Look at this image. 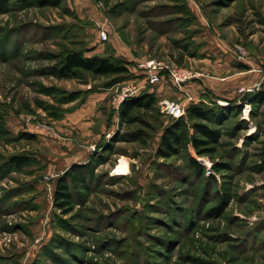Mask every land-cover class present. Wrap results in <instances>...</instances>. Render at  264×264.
Here are the masks:
<instances>
[{"label": "rangeland", "instance_id": "1", "mask_svg": "<svg viewBox=\"0 0 264 264\" xmlns=\"http://www.w3.org/2000/svg\"><path fill=\"white\" fill-rule=\"evenodd\" d=\"M100 1L10 0L0 13V264H264V86L242 106L235 87L248 68L236 45L261 71L249 84L264 82V0ZM72 49L112 55L130 73L53 75ZM147 58L203 73L170 88L186 109L201 100L190 85L232 75L227 98L210 102L218 121L207 124L222 133L210 154L190 145L158 155L173 120L161 98L138 114L149 125L122 119L126 99L156 93L138 69ZM126 87L134 92L122 98ZM140 131V140H122ZM17 155L29 161L4 168ZM123 157L132 171L118 176ZM72 167L89 189L73 185L75 208L64 214L55 192ZM223 197L230 201L216 214Z\"/></svg>", "mask_w": 264, "mask_h": 264}, {"label": "trees", "instance_id": "2", "mask_svg": "<svg viewBox=\"0 0 264 264\" xmlns=\"http://www.w3.org/2000/svg\"><path fill=\"white\" fill-rule=\"evenodd\" d=\"M39 6H60L62 0H33ZM108 1V0H105ZM10 0H0V13L6 10L9 6ZM246 68L245 65H241ZM52 74L59 77L78 78L82 74L90 73L94 77H121L130 73L128 65L122 60L112 55L94 54L92 56L84 55L81 49L67 50L63 53L60 65L53 68ZM264 83L262 84V87ZM259 90V88H258ZM257 90V91H258ZM257 96V95H256ZM256 98V97H255ZM250 101L255 104L260 97ZM215 98L207 99L203 97L200 102L189 105L186 109L185 116L180 118H172V122L164 127L161 131L160 142L158 147V155L163 158H170L177 155L181 150H187L191 145L196 151L198 156L210 154L215 149L209 147L212 144H218L221 141L222 133L219 128L211 127L207 121L216 122L217 110L213 103ZM207 101V102H206ZM159 96L154 92H143L136 98L126 99L121 107L122 119L133 124L143 120L145 125L149 122L144 121L138 116L139 112H145L155 109L158 106ZM238 102V101H236ZM244 103H241L242 106ZM143 131L138 134L126 133L122 140L137 141L143 137ZM27 138L32 139L34 135L26 134ZM192 164L197 171L203 169V164L193 156H190ZM29 159L25 155H17L10 157L8 163L4 165L6 169L20 166L27 163ZM3 165V166H4ZM225 167V165H222ZM81 167H72L65 175L59 179L55 192V205L61 209L62 213L69 214L75 208V197L73 192V185H82L89 189L87 183V176L80 169ZM217 168V165H213ZM226 168V167H225ZM1 178V175H0ZM229 198L223 197L222 204L218 207L216 214L221 212L227 207Z\"/></svg>", "mask_w": 264, "mask_h": 264}, {"label": "built area", "instance_id": "3", "mask_svg": "<svg viewBox=\"0 0 264 264\" xmlns=\"http://www.w3.org/2000/svg\"><path fill=\"white\" fill-rule=\"evenodd\" d=\"M99 6L102 5L100 0H94ZM102 38L107 37L106 31L101 32ZM238 56L241 59L247 58V50L242 45H236V50ZM138 69L141 70L150 85H158L164 80L168 79L176 85H183L189 80L202 75V72H197L190 70L188 68L179 67L165 60L157 58H147L143 59L138 63ZM264 71V70H263ZM255 89V88H248ZM242 88V91L248 90ZM134 90L131 87H126L123 91L122 98H126L133 94ZM207 102V101H206ZM161 111L172 118H180L186 114V105L182 101L175 99H162L160 101Z\"/></svg>", "mask_w": 264, "mask_h": 264}, {"label": "crops", "instance_id": "4", "mask_svg": "<svg viewBox=\"0 0 264 264\" xmlns=\"http://www.w3.org/2000/svg\"><path fill=\"white\" fill-rule=\"evenodd\" d=\"M248 59V60H247ZM249 57L245 59L244 62H246L245 64L248 66L247 69L238 71L235 73V76H237L236 79V86L238 87V89L240 87L242 88H255L256 90L264 83H258V86L256 87V85H250L249 83H252L251 81L254 80V77L256 76L254 74V72H258L260 71V69L254 67V64L249 61ZM216 63H218V61H216ZM214 68H218L219 70H223L222 73L226 72V68H227V64L226 61H224L222 63V61H219L218 64H214L212 65ZM138 70V69H137ZM140 72V71H138ZM261 72V71H260ZM221 75V74H220ZM209 76H207V81H202L204 84H200V85H196L195 83H193L192 85H190V88H192L193 90H196L198 92V99H202L203 97H205V95L207 96V99L210 98H217V99H221V98H227L225 95H222L223 92H225L228 89V83L230 80V77H232V75H221L220 77H217L218 81H213L208 79ZM211 77V76H210ZM175 84L166 79L164 80L162 83L158 84V88L156 89V93L159 96V98L161 99H170L172 98L171 96L174 94L173 92L170 91V88L172 86H174ZM237 89V90H238ZM242 92L239 93L238 97L236 98V101L239 102V98L241 97ZM100 96V95H99ZM250 103V102H248Z\"/></svg>", "mask_w": 264, "mask_h": 264}, {"label": "bare ground", "instance_id": "5", "mask_svg": "<svg viewBox=\"0 0 264 264\" xmlns=\"http://www.w3.org/2000/svg\"><path fill=\"white\" fill-rule=\"evenodd\" d=\"M245 92V91H243ZM132 171L131 169V164L128 158L123 157L118 164V166L115 168L114 172L116 175L121 176V175H126L130 174Z\"/></svg>", "mask_w": 264, "mask_h": 264}, {"label": "water", "instance_id": "6", "mask_svg": "<svg viewBox=\"0 0 264 264\" xmlns=\"http://www.w3.org/2000/svg\"><path fill=\"white\" fill-rule=\"evenodd\" d=\"M257 95L256 89H248L246 90L241 97L239 98L240 103H248Z\"/></svg>", "mask_w": 264, "mask_h": 264}]
</instances>
